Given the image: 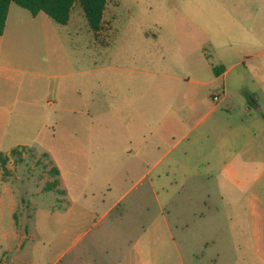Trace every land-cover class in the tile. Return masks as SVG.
<instances>
[{
	"label": "rangeland",
	"instance_id": "374dc122",
	"mask_svg": "<svg viewBox=\"0 0 264 264\" xmlns=\"http://www.w3.org/2000/svg\"><path fill=\"white\" fill-rule=\"evenodd\" d=\"M9 10L23 84L0 122V262L36 231L32 264H248L251 202L264 203V0H109L98 33L80 4L66 25Z\"/></svg>",
	"mask_w": 264,
	"mask_h": 264
},
{
	"label": "crops",
	"instance_id": "0c3cea01",
	"mask_svg": "<svg viewBox=\"0 0 264 264\" xmlns=\"http://www.w3.org/2000/svg\"><path fill=\"white\" fill-rule=\"evenodd\" d=\"M10 14L11 11L9 10V14H8V19H7V23H6V28L5 31L3 33V35L0 36V122L10 119L11 118V113L14 111V107L11 106L12 104V99L15 97H17L19 95V93H15V90L18 88L19 90H21V86L23 84L22 78H23V72L17 71L15 65L13 64V62L11 61L10 57L15 56L16 53L18 52L17 50V43L12 42L13 39L11 37V33L8 34V21L10 18ZM215 66H213L214 69ZM223 68V67H222ZM222 68H218V72L219 74L216 77V80L220 77H222L223 75H225L226 70H224L222 72ZM15 99H13L14 101ZM8 103L6 106H3V104ZM256 135V134H255ZM223 147H222V157H229L230 155H232L231 157L236 159L237 156H235V153L233 151H227L225 149V147L227 146V139L224 138L223 139ZM30 147L33 148V146L27 144V143H23V144H19L17 145L15 148H19V147ZM13 148V149H15ZM12 149V150H13ZM11 150V151H12ZM9 151V152H11ZM3 153V152H1ZM50 157V154L47 153ZM52 164L54 167H57L60 171V174L58 176L59 179V186H62V168L57 166V163L50 157ZM236 168V166H235ZM233 177L237 178V172L236 169L233 172ZM63 192H65V194L68 192H70L69 188H67V192L65 189L62 190ZM67 193V194H68ZM63 194V199L68 200L66 197L67 195ZM86 194V193H85ZM84 194V195H85ZM87 196V195H85ZM71 205L66 207L64 209V214L67 216H71L72 214H77V211L75 209V205H77V201L73 200L71 201ZM117 204V203H116ZM92 212L91 209L84 207V209H81V212ZM250 211L251 213L254 215L256 222H254L252 225L249 226V249H250V253L251 255L248 256L247 258V263L248 264H264V203L262 201H260L257 197H254L253 201L251 202V207H250ZM56 212V213H55ZM59 211H50L49 215H57ZM62 212V211H61ZM61 215V214H60ZM34 219V218H33ZM39 225V224H38ZM44 226L40 225V233L43 234L44 232ZM65 231L64 234L68 233V226H65ZM189 229V227H188ZM189 231V230H188ZM36 232V231H35ZM35 232H32L30 234H27L25 236L19 235H13V237L11 238V241H17L18 243V248H16L15 250H10V254L8 255V259H4L3 261L0 262V264H32L30 263V261L26 258L25 255V251L27 249H29V247L32 245V247H30L32 250L38 251V249H40L41 247L37 246L36 243V237L37 234ZM169 232H171V229L169 230ZM38 233V232H37ZM39 234V233H38ZM189 238V237H187ZM27 240V244L24 245V240ZM23 240V241H22ZM44 241V239H41V242ZM186 244L190 245L191 243L189 242V240H186ZM33 243V244H30ZM236 247H238V249L240 248V242H237ZM231 246H233V242L231 241ZM234 247V246H233ZM234 249V248H233ZM138 250V248H137ZM63 254L59 253L57 255V257L53 260V262H50L48 264H60L61 261L63 260ZM222 255L220 256L221 260L224 262L223 264H227L228 263V258H222ZM74 260V262H72L71 264H83L82 263V259H72ZM232 262V261H231ZM150 263V262H149ZM217 263V262H216ZM84 264H112L110 261H108V259L106 261H98V260H93L91 262L88 263H84ZM117 264H145L144 259H141L139 257H136L134 259H132L130 262L129 260L125 261H119ZM148 264V263H147ZM183 264H185V261H183ZM218 264V263H217ZM233 264H240L239 260H234Z\"/></svg>",
	"mask_w": 264,
	"mask_h": 264
},
{
	"label": "trees",
	"instance_id": "16d2710c",
	"mask_svg": "<svg viewBox=\"0 0 264 264\" xmlns=\"http://www.w3.org/2000/svg\"><path fill=\"white\" fill-rule=\"evenodd\" d=\"M109 0H0V36L3 35L8 19L9 9L12 3L29 10L33 16L44 12L55 22L66 25L71 19V14L76 4H80L88 26L92 31L98 33L104 26V15ZM214 72L218 75V67H214ZM28 147H19L11 151V155L21 159L24 151ZM49 156V155H48ZM1 163L6 166L10 156L0 154ZM53 173L57 175L55 184H59L58 176L60 171L53 167Z\"/></svg>",
	"mask_w": 264,
	"mask_h": 264
}]
</instances>
